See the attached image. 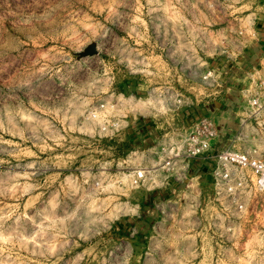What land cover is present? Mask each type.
<instances>
[{
	"label": "rangeland",
	"instance_id": "374dc122",
	"mask_svg": "<svg viewBox=\"0 0 264 264\" xmlns=\"http://www.w3.org/2000/svg\"><path fill=\"white\" fill-rule=\"evenodd\" d=\"M263 12L264 0H0V264H264V194L234 227L192 196L130 183L180 121L127 97L164 83L200 92L199 75L164 71L159 52L194 61ZM234 101L187 119L213 112L226 132ZM219 145L195 162L204 171Z\"/></svg>",
	"mask_w": 264,
	"mask_h": 264
},
{
	"label": "built area",
	"instance_id": "2783aa9c",
	"mask_svg": "<svg viewBox=\"0 0 264 264\" xmlns=\"http://www.w3.org/2000/svg\"><path fill=\"white\" fill-rule=\"evenodd\" d=\"M245 19L237 21L238 29L230 35L228 47L215 45L208 53L196 51L194 56L198 59L194 61L189 52H184L181 60L169 49L159 52L160 57L167 58L164 71L199 75L200 92L164 83L152 87L143 97L127 96L128 100L141 99L158 113L180 121L155 136L150 147L152 162L130 171V183L167 188L179 200L192 196L199 205L221 215L225 224L234 227L240 226L255 196L264 194V47H258L254 60L252 53L243 55L251 43L258 46L264 22L256 17ZM170 43L168 39L166 44ZM206 55L213 56V61H202ZM189 84L190 81L186 86ZM233 96L236 106L233 129L224 132L220 122L225 117L219 119L213 112L187 119L193 106L208 103L222 106ZM221 112L228 114L226 110ZM146 115L147 112L140 113V131ZM150 131L144 135H151ZM216 141L220 145L211 156L213 164L204 171L205 167L195 162L208 155ZM193 168L196 173H192Z\"/></svg>",
	"mask_w": 264,
	"mask_h": 264
},
{
	"label": "crops",
	"instance_id": "0c3cea01",
	"mask_svg": "<svg viewBox=\"0 0 264 264\" xmlns=\"http://www.w3.org/2000/svg\"><path fill=\"white\" fill-rule=\"evenodd\" d=\"M264 13V12H263ZM263 17H260V18H258V19H260V20H263L264 21V14L262 15ZM261 36H262V38L260 39V41H259V46L260 47H264V32L263 33H261Z\"/></svg>",
	"mask_w": 264,
	"mask_h": 264
}]
</instances>
